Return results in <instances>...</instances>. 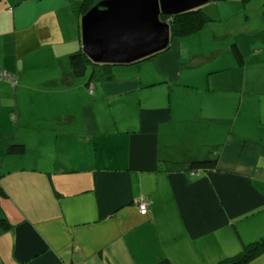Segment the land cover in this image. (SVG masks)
Masks as SVG:
<instances>
[{
	"label": "crops",
	"instance_id": "crops-1",
	"mask_svg": "<svg viewBox=\"0 0 264 264\" xmlns=\"http://www.w3.org/2000/svg\"><path fill=\"white\" fill-rule=\"evenodd\" d=\"M84 1L0 0V72L17 80L0 82V218L13 227L0 264H219L263 238L264 19L241 65L233 34L210 48L212 21L95 81L70 64Z\"/></svg>",
	"mask_w": 264,
	"mask_h": 264
},
{
	"label": "water",
	"instance_id": "water-1",
	"mask_svg": "<svg viewBox=\"0 0 264 264\" xmlns=\"http://www.w3.org/2000/svg\"><path fill=\"white\" fill-rule=\"evenodd\" d=\"M239 0H102L81 20V50L97 65H129L168 50L170 21L188 11Z\"/></svg>",
	"mask_w": 264,
	"mask_h": 264
},
{
	"label": "trees",
	"instance_id": "trees-1",
	"mask_svg": "<svg viewBox=\"0 0 264 264\" xmlns=\"http://www.w3.org/2000/svg\"><path fill=\"white\" fill-rule=\"evenodd\" d=\"M244 1L249 2V0ZM95 3L96 0H85L82 4V13L85 15L90 9L93 8ZM203 10L204 8L188 11L173 18L162 16L163 21H170L172 40H180L191 37L208 26L212 22V19L206 15ZM232 48L239 64L241 65L244 60L243 54L241 53L237 44L232 45ZM70 64L73 74L77 77L84 76L89 71V69H91V80L107 81L110 79V74L107 72V70L110 69L111 65L93 64L82 51L71 55ZM9 151L14 154H22L24 153L25 149L24 146H11ZM217 162L218 161L216 158L195 161L190 163L187 170L192 173H197L216 169ZM0 195H4V190L1 185ZM12 228V225L5 218H0L1 230L9 231ZM262 253H264V237L256 242L245 245L239 254L224 259L220 261L219 264H249L258 258Z\"/></svg>",
	"mask_w": 264,
	"mask_h": 264
},
{
	"label": "rangeland",
	"instance_id": "rangeland-1",
	"mask_svg": "<svg viewBox=\"0 0 264 264\" xmlns=\"http://www.w3.org/2000/svg\"><path fill=\"white\" fill-rule=\"evenodd\" d=\"M203 8L206 15H208L207 12L210 13L211 15L208 16L217 23L214 24V30L204 29L201 32L202 35H208L207 43L211 44L210 48L225 45V42L215 40V32L216 34H233L232 38H228L229 42L231 41L229 46L231 47L235 43L241 46V42H245L246 50L250 43L247 38L259 37L257 35H249L245 30H249V32L258 30V23L261 22L264 16V0H249V2L244 0L222 1L208 4ZM226 55H228V52H226ZM261 67L264 68V63L261 64Z\"/></svg>",
	"mask_w": 264,
	"mask_h": 264
},
{
	"label": "built area",
	"instance_id": "built-area-1",
	"mask_svg": "<svg viewBox=\"0 0 264 264\" xmlns=\"http://www.w3.org/2000/svg\"><path fill=\"white\" fill-rule=\"evenodd\" d=\"M0 82H10L13 85H16L17 81L16 79L11 76L10 74H8L7 72H0ZM91 91H93V88L91 87ZM151 201L145 197L140 198L138 201H136V207L139 211V213L142 216H146L151 208Z\"/></svg>",
	"mask_w": 264,
	"mask_h": 264
}]
</instances>
